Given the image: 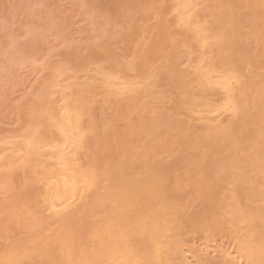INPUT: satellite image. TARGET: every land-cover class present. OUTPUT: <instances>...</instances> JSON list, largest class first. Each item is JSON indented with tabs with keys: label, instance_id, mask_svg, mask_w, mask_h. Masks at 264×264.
Here are the masks:
<instances>
[{
	"label": "bare ground",
	"instance_id": "obj_1",
	"mask_svg": "<svg viewBox=\"0 0 264 264\" xmlns=\"http://www.w3.org/2000/svg\"><path fill=\"white\" fill-rule=\"evenodd\" d=\"M152 8L131 66L38 60L0 132V264H264V0Z\"/></svg>",
	"mask_w": 264,
	"mask_h": 264
},
{
	"label": "rangeland",
	"instance_id": "obj_2",
	"mask_svg": "<svg viewBox=\"0 0 264 264\" xmlns=\"http://www.w3.org/2000/svg\"><path fill=\"white\" fill-rule=\"evenodd\" d=\"M119 1L117 0L118 3ZM143 1L144 0H124L123 1L124 8L120 4L122 2H120L119 4L122 7L119 5V9L121 7L123 10L121 9L119 10L118 8H116L117 5L114 6L116 9L112 7L113 5L110 6V2L112 3L113 0L112 1L110 0V2L108 0H105V1L104 0H0V68L2 66L3 68H5L4 71L1 70L2 73L4 72L2 75L0 71V126H3V127H0L1 128L0 132L7 134L6 131H9L8 133L12 132L11 134H15L17 133L18 129L21 128V126L27 123L29 119L28 104L30 105V103L27 104V102L31 101L33 95L36 93V92L34 93V90L35 91L37 90V89L33 90L31 86L35 83L33 85L34 88L38 87L40 81L45 77L44 76L45 70L43 71L41 70L44 67L43 65L40 69L43 74L37 70L40 68V65H41V63H38L39 61L43 60L42 62L44 63L42 64L44 65L47 62L46 64L48 66H51V65L54 66V64L58 65L61 63H64L67 66L70 65L69 71L73 72L74 75L76 74V78H74L75 76H73V73H71L74 78L73 80H77V81L78 80L82 81L83 80L82 77H84V75L85 77L87 76L86 74L83 75L84 69H86L87 74H92L93 69L91 70L92 68L90 67L92 65L91 63H93L92 66L95 65L94 68L95 67L97 68L98 66L103 68L106 64V66L104 67L105 69H107L108 67L109 68L118 67L119 69L120 68L119 66L121 65L124 68L131 66V63L135 62L136 59L141 56L143 52V47L145 46L144 43L145 42L147 43L148 36H149L148 34L151 30V27L155 24L154 21L156 20L154 18L155 15L153 13L154 10L152 7L153 6L156 7V4L159 2V0H156V1L153 0L154 4L152 6L150 3L152 0H149V1L147 0V2H145L146 1L145 0L144 1L145 3ZM115 3H116V0H115ZM110 7H112L113 10H110L109 9ZM115 10L117 12L118 11L120 12L117 13ZM152 13H153V17L151 16ZM148 14L151 16V18L148 19V21L150 20L149 23L152 21L151 22L152 24H150L152 25L150 27V30H148L149 27H146V25H144L145 24L144 20L148 18L149 16ZM140 20H142L144 24H142V21ZM137 21L139 22L138 24H137ZM149 23L147 22L146 24L148 25ZM135 25L139 27L137 28ZM145 27L147 29H145ZM26 29L32 30L34 34L32 32L31 34H29V31ZM139 29L140 31H138ZM134 30L136 31L135 34H134L135 32ZM147 30H148V33H146ZM128 31H130L129 33L131 35L128 33ZM8 32L10 33V35ZM11 32L15 34L13 35ZM138 32H141L140 36L138 35L139 34ZM7 33L8 35L6 36ZM32 35L34 37H32ZM64 37L66 40H70L74 43L75 42L80 43L81 46H79V44H74V43L72 44V42H70L72 45L70 43H67L70 45H65V44L63 45ZM125 37L127 39H129L130 37H133L134 41L135 40L137 41V42L135 41L137 44L136 43L133 44L134 45L133 47L132 43H134V41H131V40L128 41L127 39H125ZM141 37H143L145 40ZM15 38L19 40V45L21 44L22 47H19L18 45L16 47L14 46L15 47L14 48L12 46L16 40ZM32 38H34L33 42H32ZM57 38H60V40L63 39V41L61 42L59 41V39L56 40ZM140 38L143 40V41H140V45L142 44L143 46L142 45L140 46L138 43ZM8 43L10 44L9 45L10 47L8 46ZM91 45H94V46H91ZM98 45L99 47L97 48ZM135 45H137L136 48H135ZM82 46L87 48L85 49L86 50L85 54H83L85 50L83 51ZM72 47H74V49H72ZM16 48L18 50L20 49L22 50L25 49V50L22 51L21 53L22 55L20 54V56L19 55L14 56L15 52L16 54H19L18 53L19 51ZM75 48H82V49H79L80 52L79 50L76 49V51L74 52ZM92 48H94V51H97V49L100 48L101 49L100 51L103 52V54H100L101 52L99 50H98L99 52L97 53L95 52L96 54H94V52L92 53L89 52L90 49L93 51ZM26 51H29V52L28 54L24 53V55L25 54L28 56L30 55L29 56L30 58H26L23 56V52H26ZM77 51L79 53H77ZM87 51L89 52V54L91 53L90 54L91 56L88 55ZM76 53L78 57H81L80 58L81 60H83V57H84V60L86 61V63L87 62L88 63L86 64V63H83L82 61V64H81V60L77 59L78 57H75ZM80 53H82L83 55ZM79 54L82 56H79ZM10 55L13 57H10ZM94 55H97L98 59H97V56L93 57ZM108 55H110L109 58L113 57L114 59L112 58L110 60L106 59L108 58ZM115 55L117 59L116 57H114ZM17 56H18V59L15 58L17 60L16 61L13 58ZM99 56L103 58L99 59ZM19 57H22L23 60L19 61L20 59ZM72 57H75L74 62H70L71 60H73ZM91 57H93L92 59L94 60L91 59L92 62L91 61L89 62ZM44 58H47L45 59L47 61H44ZM101 59H103L102 60L103 63L102 61L99 62L101 64L100 65L97 62L98 60L100 61ZM104 59H106L105 63H104ZM48 60L50 61L52 60V64L50 61H49L50 63L49 64ZM117 60L119 63L117 62ZM131 60L132 62L130 63ZM110 61L111 63H109ZM24 62L25 63L27 62V64L23 65ZM29 62L31 65L35 64V66L40 64L39 68H37V66L31 67ZM35 62L38 64H36ZM120 62L122 64H120ZM74 64H75V67H73ZM84 64H86V66H84ZM88 64L89 65L91 64V65L88 66ZM107 64H108V67H107ZM114 64L117 66H113ZM80 65L86 68L81 67ZM76 66L81 67V68H78V70L79 69L81 70L82 68H84L81 70L82 73H77V71H74V70H77ZM34 68L36 69L37 73H34L35 71L34 72L32 71V70H35ZM85 77L84 79H86ZM66 78H67V82L71 81L69 73L66 75L65 79ZM68 78H70V80H68ZM27 97H28V100L26 101L25 99ZM21 106L23 107V109H21ZM24 114H25V117L23 116ZM21 118L23 119L22 122L20 121L22 120ZM24 119L26 121H24ZM1 122L2 124L3 123L4 124L2 125ZM18 124L20 126H18Z\"/></svg>",
	"mask_w": 264,
	"mask_h": 264
},
{
	"label": "snow or ice",
	"instance_id": "obj_3",
	"mask_svg": "<svg viewBox=\"0 0 264 264\" xmlns=\"http://www.w3.org/2000/svg\"><path fill=\"white\" fill-rule=\"evenodd\" d=\"M229 105H231V101L229 100L226 104H225V107H229Z\"/></svg>",
	"mask_w": 264,
	"mask_h": 264
}]
</instances>
